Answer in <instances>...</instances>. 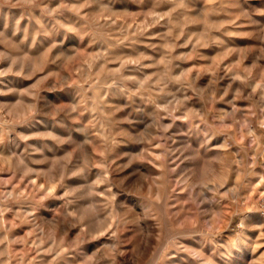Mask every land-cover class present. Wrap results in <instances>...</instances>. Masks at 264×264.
Masks as SVG:
<instances>
[{
  "label": "clouds",
  "instance_id": "obj_1",
  "mask_svg": "<svg viewBox=\"0 0 264 264\" xmlns=\"http://www.w3.org/2000/svg\"><path fill=\"white\" fill-rule=\"evenodd\" d=\"M259 186L264 0H0V264H264Z\"/></svg>",
  "mask_w": 264,
  "mask_h": 264
},
{
  "label": "rangeland",
  "instance_id": "obj_2",
  "mask_svg": "<svg viewBox=\"0 0 264 264\" xmlns=\"http://www.w3.org/2000/svg\"><path fill=\"white\" fill-rule=\"evenodd\" d=\"M264 197V186H259V191L258 188H253V190L249 193V200H255L258 198ZM227 214V212H226ZM256 221H259L261 223H264V220H260L259 217L255 218Z\"/></svg>",
  "mask_w": 264,
  "mask_h": 264
}]
</instances>
